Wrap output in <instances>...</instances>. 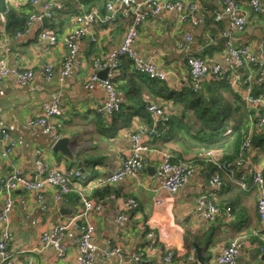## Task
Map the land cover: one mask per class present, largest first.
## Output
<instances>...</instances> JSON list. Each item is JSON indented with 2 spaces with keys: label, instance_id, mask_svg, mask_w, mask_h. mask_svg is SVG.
<instances>
[{
  "label": "crops",
  "instance_id": "crops-1",
  "mask_svg": "<svg viewBox=\"0 0 264 264\" xmlns=\"http://www.w3.org/2000/svg\"><path fill=\"white\" fill-rule=\"evenodd\" d=\"M54 1L52 17L47 22L34 21L20 33H15L14 29L5 30V18L3 22L0 20V57L11 67H30L35 71L32 82L26 86H18L12 76L5 77L0 83V129H6L16 144L9 158L0 157V178L8 173L12 160L17 161L23 172L29 173L34 165V151L40 149L49 165L65 170L78 168L86 175V181H71V193L78 195L77 190L89 189L90 180L100 178L120 165L131 132L148 124L144 123L145 118L140 113L111 121L105 119L109 117L99 118L95 112L105 93L98 80L90 79L92 60L116 50L130 19L120 12L110 14L104 8L108 0ZM195 1L200 7L193 13V19L181 21L176 11L147 17L139 26L134 44L139 55L167 70L164 81L176 90L184 87L189 78L187 56L201 58L209 64L235 66L234 59L225 49L226 36L235 46L247 45L256 58L264 55V0H258L257 12L253 11L250 0H239L245 18L242 30L231 28L221 0ZM10 4L17 15H26L27 19L36 11L28 0H13ZM88 7H91L89 10L95 9L101 18L110 14L111 19L98 20L91 33L79 41L77 56L82 59L83 66L71 67L63 79L56 75L49 80L44 79L39 69L46 63L55 69L60 68L66 52L65 34L74 24L75 13L88 11ZM42 29H50L57 34L58 41L54 46L39 38ZM102 71L97 70V75L101 76ZM252 71L255 72V68ZM231 72H240V77H243L246 70L236 68ZM253 72H250L252 76L255 75ZM240 77L235 89L240 86ZM118 83H122L121 78ZM251 87L254 93L264 94V81L260 86L251 82ZM227 96L230 97L229 94ZM118 98L124 100L122 91H118ZM53 100L61 104V135L69 138L68 147L73 159L52 150L54 140L51 134L39 126L27 124L29 117L39 113L41 104ZM170 105L167 103L168 107ZM149 117L154 118L150 112ZM152 141L147 140L148 143ZM151 147L153 150L145 155L139 177H125L111 184L109 193L100 201V211L90 214L97 247L93 264L156 263L167 249L173 252L170 264H219L216 259L222 246L241 234L247 237L236 264H264V251L255 241V238L264 240V225L260 224L257 214L254 188L250 184L242 188L221 172L222 186L211 196L215 203L232 207L233 216L228 221L219 217L208 222L202 218L196 198L207 191L211 173L210 168L201 166L198 161L196 141L189 140L183 133L169 141L157 138ZM161 150L168 151L174 158L188 160L195 167L193 176L174 194L161 187L162 178L156 173ZM261 156L260 163L248 162L245 165L243 171L247 175L254 166L264 167V152ZM54 192L53 187H48L42 198L36 199L27 190L13 191V207L9 214L12 240L3 264H77L74 240L80 232V219H75L65 229L62 243L67 249L63 256L58 255L54 245L42 246L40 242L41 234L67 224L82 207L80 200L73 202L71 196L55 201ZM127 198H135L138 207L133 209L125 204ZM2 201L0 195V209ZM148 230L154 232L159 242L152 252L136 258L134 255L146 244ZM110 246L121 248L122 253L105 256L103 252ZM195 247L200 250L202 262L197 260Z\"/></svg>",
  "mask_w": 264,
  "mask_h": 264
},
{
  "label": "built area",
  "instance_id": "built-area-1",
  "mask_svg": "<svg viewBox=\"0 0 264 264\" xmlns=\"http://www.w3.org/2000/svg\"><path fill=\"white\" fill-rule=\"evenodd\" d=\"M5 4H10L13 0H4ZM30 4L36 7V11L31 13L28 17L27 25L34 21H41L43 17L50 19L52 17V10L55 5L54 0H28ZM223 12L228 16L230 26L234 30H242L245 27V18L241 13L239 0H221ZM251 7L254 12L258 11V0H250ZM200 4L197 1L188 2L186 0H108L105 8L108 12L121 13L124 17L130 19L126 30L122 34L121 41L115 51L108 55L95 57L92 60L90 69L92 80H98L105 93L103 102L95 108L96 114L100 116H110L120 110V100L118 98V91L115 84L111 81L115 73V68L119 63L120 57H127L131 61L132 68L140 73L147 75L149 78L157 80H165L167 70L162 69L153 60L146 59L139 55L135 49L134 44L139 35L140 24L152 15H158L162 12L176 11L179 20L183 21L187 18L193 19V13ZM109 15L103 16L95 10H88L80 12L73 17L74 24L70 30L65 34L66 52L63 56L60 68L55 69L52 64L46 63L39 69V74L46 80L57 76L59 79L65 78L71 67L83 66V61L77 56L78 43L84 36L91 33L92 27L100 19L110 20ZM5 13L0 10V20L3 22ZM219 16H216L218 19ZM3 24V23H2ZM226 36V35H225ZM39 38L45 40L49 46H54L58 41L57 34L50 29H42L39 32ZM188 39V37H187ZM92 40H95L92 38ZM224 45L227 53L234 59L235 66H221L218 63L209 64L201 58L195 56L186 57V65L189 74V80L185 82L184 86H192L196 89L200 82L207 77L222 79L230 72V83L235 88L238 76L231 72L236 68H241L252 63H257L264 73V55L256 58L247 45L235 46L228 36L224 40ZM106 76L100 79L97 75V70L106 69ZM7 76H12L14 82L18 86H26L30 84L35 76V71L30 67H11L7 64L3 57H0V83ZM251 74H248L243 80L245 85L241 91L242 98L245 103L257 110V123L254 124L256 128H261L264 125V94L259 92L256 95L251 93L249 81ZM148 112L153 115V123L148 125H140L131 134L124 156L121 157L120 165L113 171L108 172L100 178L90 180V187L86 191L77 190L79 200L81 202V209L79 213L72 217L67 224L58 225L50 232L41 234L40 242L42 246L54 245L57 249L58 255L63 256L67 247L62 243V237L68 224L73 223L75 219H80V232L74 243L76 245V263L77 264H93L94 253L97 250L95 244V227L90 220L91 212H99L101 208L100 203H93L91 199V190L103 185H111L120 182L125 177L138 178L145 162V155L153 150L151 145L147 142L149 139H155L160 136V131L156 127V121H167V111L163 107H158L151 104L147 107ZM62 107L59 101L53 100L41 104L40 111L36 116L27 119L28 125L39 126L53 137V140L60 138L63 123L61 120ZM252 123L251 126L252 127ZM230 131L227 130V133ZM245 145L249 146V138L245 140ZM15 141L11 138L6 129H0V157L9 158L15 150ZM201 152V153H200ZM200 153V154H199ZM198 154L199 157L205 161H212L217 170L208 179L207 191L201 193L196 198V204L200 208L202 218L208 222L215 221L219 217L230 220L232 212L230 207L219 208L212 198V194L220 189L221 177L223 172L230 176L232 180L240 187L247 186L246 173L243 171L248 162H243L241 159L236 162L237 168L232 163H221L213 160L211 150L201 149ZM160 162L157 166L156 173L162 178L161 187L169 193L178 192L182 186L188 182L193 176L195 168L190 161H171V154L168 151H159ZM33 168L29 173L23 172L16 160L9 163L8 173L0 178V195L2 196V207L0 209V222L2 228L0 230V264H3L7 258V248L12 240V231L10 227L9 214L13 207L12 192L15 189H24L32 192L36 199L43 196V192L48 187H53L55 192L53 199L59 201L64 199L67 194L73 191V179L79 181H86L88 178L78 168H70L65 170L63 168L49 165L47 160L43 157L42 151L36 149L34 151ZM262 166H254L250 172V186L254 188L257 194L256 209L260 224L264 225V176L261 170ZM242 169L235 175L238 169ZM76 190V189H74ZM125 204L131 207H137L138 203L134 198H127ZM253 233H257L253 231ZM146 244L144 247L134 255L136 258L146 256L152 252L159 242L158 237L152 230H148L145 234ZM246 234H241L222 246L221 253L217 256L216 261L219 264H236L239 252L246 239ZM264 238V237H263ZM263 240V239H262ZM261 249V247H260ZM262 250V249H261ZM122 250L116 246L108 247L103 254L105 256L121 254ZM173 259L172 249H167L156 263L149 264H170ZM192 259V256L189 257Z\"/></svg>",
  "mask_w": 264,
  "mask_h": 264
},
{
  "label": "trees",
  "instance_id": "trees-1",
  "mask_svg": "<svg viewBox=\"0 0 264 264\" xmlns=\"http://www.w3.org/2000/svg\"><path fill=\"white\" fill-rule=\"evenodd\" d=\"M186 1L193 2V0ZM78 2H81V0H78ZM90 8L88 7L87 10ZM0 10L5 13V30L14 29L15 33L25 30L28 22L26 15H17L11 4H5L4 0H0ZM77 14L76 12L75 15ZM252 68H255V72L252 71ZM241 69L246 70L243 77H240V72H234L241 78L238 89H235L238 85L237 82L235 88L231 85L230 77L232 74L229 72L222 79L204 78L196 89H193L192 86H184L176 90L169 87L164 80L152 79L135 71L127 57H120L111 81L115 84L117 91L123 92L124 100L120 101L118 112L99 118L109 117L105 119L116 121L126 115L131 116L133 113H140L145 118L144 123L150 126L153 119L149 117L147 107L155 104L158 107L165 108L168 115L167 121H156V127L161 132L158 138L161 137L164 141H169L173 140L178 134L185 133L189 140L196 141L199 151L201 149L211 150V157L215 162L232 163L236 168V162L240 159L244 163H260L261 154L264 152V125L261 128L254 126L257 123V110L245 103L241 91L245 86L243 80L253 72L255 75H251L249 86L253 95L258 94V90V93L253 92L251 82H255L260 86L264 81V73L257 63L243 66ZM119 77L122 80L120 84L118 83ZM167 103H171L170 107L167 106ZM251 123L253 124L252 127H250ZM227 130L230 132L227 133ZM247 138H249V146L245 145ZM156 140L157 138L153 139L149 145L156 143ZM199 154H197L199 163H201V166L205 165L210 168V173L213 175L217 170L216 165L212 161L203 160L199 157ZM170 159L172 162L188 161L174 158L172 154ZM261 170L264 176V167H261ZM239 171H242V169H238L235 175H238ZM245 176L246 183L249 185L251 182L250 174ZM109 188L110 185L94 188L91 197L93 203H100L109 193ZM68 196L72 197L73 202L79 201V195L71 193V195L67 194L65 198H68ZM134 200L137 202L135 198ZM217 206L221 209L230 207L227 204H217ZM137 207L132 208L136 209ZM230 209L232 212V207ZM255 241L258 243L259 248L261 247L264 251V240L255 238Z\"/></svg>",
  "mask_w": 264,
  "mask_h": 264
},
{
  "label": "water",
  "instance_id": "water-1",
  "mask_svg": "<svg viewBox=\"0 0 264 264\" xmlns=\"http://www.w3.org/2000/svg\"><path fill=\"white\" fill-rule=\"evenodd\" d=\"M41 21H42V22H47L48 19H47L46 17H43ZM106 71H107V68L104 69V70L102 71V75H101V76H98V77H99L100 79L105 78V76H106ZM68 142H69V138H68V137H66V136H61L60 138H58L57 140L54 141V143H53V145H52V150H53L54 152H56V151H60V152H62V154H64V156H66L67 158L73 159L74 156H73L71 150H70L69 147H68ZM195 249H196V254H197V260H198L199 262H202L203 257H202L201 254H200V250H199V248L195 247Z\"/></svg>",
  "mask_w": 264,
  "mask_h": 264
}]
</instances>
